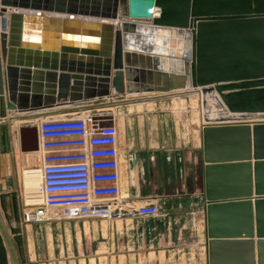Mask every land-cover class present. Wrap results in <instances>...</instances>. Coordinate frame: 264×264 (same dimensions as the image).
<instances>
[{
    "label": "water",
    "instance_id": "water-1",
    "mask_svg": "<svg viewBox=\"0 0 264 264\" xmlns=\"http://www.w3.org/2000/svg\"><path fill=\"white\" fill-rule=\"evenodd\" d=\"M0 62V127L82 99L199 93L210 246L237 238L264 264V0H0ZM12 135L37 149L35 125ZM240 163L246 191L212 193V169ZM15 222L0 211V264L24 262Z\"/></svg>",
    "mask_w": 264,
    "mask_h": 264
},
{
    "label": "crops",
    "instance_id": "crops-1",
    "mask_svg": "<svg viewBox=\"0 0 264 264\" xmlns=\"http://www.w3.org/2000/svg\"><path fill=\"white\" fill-rule=\"evenodd\" d=\"M3 69L0 62V71ZM84 88L80 93L84 94ZM114 99L116 104H110L109 98L94 97L56 105L41 116L13 120L0 127V176L10 172L13 151H21L13 140L14 127L18 131L39 119L92 115L114 122L118 130L121 193L116 207L120 216L27 222L22 236L23 264H210L211 246L218 264H250L244 241L219 238L225 240L209 243L203 158L206 123L200 94L180 88ZM111 109H115V117ZM22 166L28 204L39 199V166L25 169L23 162ZM218 173L219 168L214 167L216 187L225 179ZM232 178L228 179V189L211 187V192L231 195L246 191V183L237 191ZM142 203L155 204L158 213L132 215L130 210ZM257 239L254 236L253 240Z\"/></svg>",
    "mask_w": 264,
    "mask_h": 264
},
{
    "label": "built area",
    "instance_id": "built-area-1",
    "mask_svg": "<svg viewBox=\"0 0 264 264\" xmlns=\"http://www.w3.org/2000/svg\"><path fill=\"white\" fill-rule=\"evenodd\" d=\"M37 133L40 201L25 210L27 222L79 218L113 219L121 193L118 130L92 115L39 119ZM132 215H155L142 203Z\"/></svg>",
    "mask_w": 264,
    "mask_h": 264
},
{
    "label": "rangeland",
    "instance_id": "rangeland-1",
    "mask_svg": "<svg viewBox=\"0 0 264 264\" xmlns=\"http://www.w3.org/2000/svg\"><path fill=\"white\" fill-rule=\"evenodd\" d=\"M110 112H112V115L115 117V109H111ZM22 162L24 163L25 169H31L32 167L38 168L39 165L36 153H23L15 150L13 151L12 157H10V172H4L0 176V194L3 196L0 211L10 227H16L15 218H18V228L20 229V232L18 233L21 238L25 233V224L27 223L25 210L29 205L37 204L39 202V199H36L27 204L25 200V192L22 183ZM33 181L34 179L28 177L29 183H33ZM12 192L14 193V196L12 195Z\"/></svg>",
    "mask_w": 264,
    "mask_h": 264
},
{
    "label": "bare ground",
    "instance_id": "bare-ground-1",
    "mask_svg": "<svg viewBox=\"0 0 264 264\" xmlns=\"http://www.w3.org/2000/svg\"><path fill=\"white\" fill-rule=\"evenodd\" d=\"M15 11V10H19V11H24V12H33V10H30V9H22V8H15V9H12V8H10V7H8V11ZM50 14H53V15H56V16H65L64 14H61V13H54V12H52V13H50ZM86 18H88L89 19V17H86ZM92 19H97V20H104V19H99V18H92ZM216 112L215 111H213V112H211L209 115H210V118L211 119H213L215 116H216ZM237 167H234V168H227L226 169V171H227V173L229 172V171H231V172H233L234 171V173H229V174H231V176L229 175V176H227V178H225L224 180H220V187L219 186H217L216 187V185H215V182H212V184H211V186L212 187H215V188H217V190H220V191H222L223 189H228V187L231 185L230 183H229V177H233L232 178V180L234 181V183H235V185H236V187H237V191H239V190H241V189H244L245 188V175H244V173L243 172H246V165L245 164H243V163H240L239 165H236ZM220 173H222V171L220 172ZM241 173H243L242 175H240ZM232 181V182H233ZM29 185H31V184H29ZM32 186V185H31ZM30 186V187H31ZM38 192V191H37ZM31 193V192H30ZM33 193V192H32ZM36 194V193H35ZM39 194V193H38ZM39 201H40V195H39ZM16 227H17V224H16ZM16 227H13V228H16Z\"/></svg>",
    "mask_w": 264,
    "mask_h": 264
}]
</instances>
